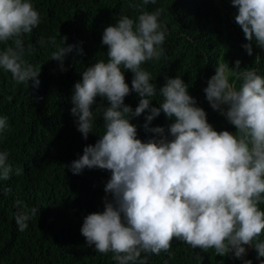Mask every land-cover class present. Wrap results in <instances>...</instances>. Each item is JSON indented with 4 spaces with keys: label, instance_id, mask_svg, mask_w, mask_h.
<instances>
[{
    "label": "clouds",
    "instance_id": "1",
    "mask_svg": "<svg viewBox=\"0 0 264 264\" xmlns=\"http://www.w3.org/2000/svg\"><path fill=\"white\" fill-rule=\"evenodd\" d=\"M59 2L0 0V69L10 73L17 84L28 87L31 82L33 88L39 87L41 66L25 59L35 48L26 46L23 37L41 23L38 4L53 11ZM156 2L143 0V5ZM230 4L237 9L234 20L247 41L241 47L252 56L253 45L264 49V0H230ZM161 13L159 8L147 12L141 7L137 20L122 16L107 26L101 40L107 46V61L87 67L81 82L74 85L71 114L77 131L88 139L95 125L96 105L104 132L67 167L73 175L84 169L111 173L104 186L103 211L84 217L80 233L99 253H112L116 264H147L149 254L168 253L173 239L193 249H213L221 257L231 253L241 260L249 246L257 259L262 258L264 76L241 69L240 60L233 68L224 60L215 67L203 92L210 107L236 129L235 133L217 132L180 77L166 78L157 91L151 73L142 68L144 63L164 57L162 45L168 29L160 22ZM61 40L63 45L52 53L51 60L66 71L65 57L74 49L83 55V49L65 46L67 37ZM255 58L259 60V56ZM125 71L132 73L131 88ZM235 81H240L239 88ZM133 92L139 96L135 110L124 103ZM157 94L162 99L159 107H153L152 98ZM97 97L108 106L97 105ZM146 112L143 128L153 135L142 142L137 138V126L130 121ZM161 112L173 121L167 132L164 127H149ZM8 127L7 117L0 116V134ZM8 157L9 152L0 151V181L9 180L13 173ZM15 174L20 175L21 170L15 169ZM16 205L15 222L23 232L39 209L22 201ZM243 264L252 261L243 260Z\"/></svg>",
    "mask_w": 264,
    "mask_h": 264
},
{
    "label": "trees",
    "instance_id": "2",
    "mask_svg": "<svg viewBox=\"0 0 264 264\" xmlns=\"http://www.w3.org/2000/svg\"><path fill=\"white\" fill-rule=\"evenodd\" d=\"M59 1L53 11L38 4L41 23L23 37L26 46L31 44L35 48L25 59L41 66L39 87L33 88L31 82L28 87L17 84L10 73L0 69V116L7 117L9 125L0 134V151L9 152L8 162L13 168L10 179L0 181V264H116L112 253H99L94 245H87L80 233L84 217L103 211L104 186L111 173L84 169L73 175L67 167L104 132L101 113L94 105L95 125L88 139H83L71 108L74 85L81 82V74L97 61H107V46L101 43L107 26L114 25L122 16L137 20L141 7L147 12L162 9L160 22L168 29L162 45L164 57L148 61L142 68L151 73L157 91L166 78L180 77L217 132L235 133L236 129L210 107L203 92L215 67L224 60L233 68L234 62L240 60L241 69L264 76V49L253 45V55L249 56L241 47L247 41L235 23L237 9L230 0H157L148 5H143V0ZM64 37L65 46L78 45L83 55L74 49L64 59L66 71H61L59 62L51 60V55L63 45ZM124 75L131 88L132 73L125 71ZM235 83L239 88L240 81ZM161 99L159 94L153 97L152 106L159 107ZM124 103L135 110L138 94L131 93ZM99 104L108 106L97 97ZM147 114L130 121L137 126V138L142 142L153 135L143 128ZM172 122L161 112L149 127H164L167 132ZM17 168L20 175L15 174ZM16 201L39 209L23 232L15 222L19 211ZM260 207L264 211V204ZM260 240L264 241V235ZM243 260L264 264V257L257 259L252 247ZM243 260L231 253L217 256L213 249H193L173 239L168 253L149 254L147 264H243Z\"/></svg>",
    "mask_w": 264,
    "mask_h": 264
},
{
    "label": "water",
    "instance_id": "3",
    "mask_svg": "<svg viewBox=\"0 0 264 264\" xmlns=\"http://www.w3.org/2000/svg\"><path fill=\"white\" fill-rule=\"evenodd\" d=\"M249 251H250V247H249V246H247V252H246L245 258H247V257H248V255H249Z\"/></svg>",
    "mask_w": 264,
    "mask_h": 264
}]
</instances>
